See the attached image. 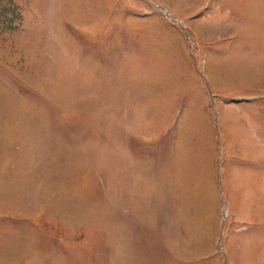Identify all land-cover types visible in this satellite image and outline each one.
I'll return each instance as SVG.
<instances>
[{"label": "rangeland", "instance_id": "374dc122", "mask_svg": "<svg viewBox=\"0 0 264 264\" xmlns=\"http://www.w3.org/2000/svg\"><path fill=\"white\" fill-rule=\"evenodd\" d=\"M0 264H264V0H0Z\"/></svg>", "mask_w": 264, "mask_h": 264}]
</instances>
